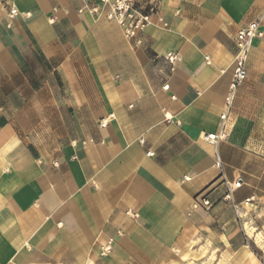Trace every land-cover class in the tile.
<instances>
[{
	"label": "crops",
	"instance_id": "obj_1",
	"mask_svg": "<svg viewBox=\"0 0 264 264\" xmlns=\"http://www.w3.org/2000/svg\"><path fill=\"white\" fill-rule=\"evenodd\" d=\"M109 9L0 0V264H261L233 203L264 198V35L221 117L264 0H160L139 46Z\"/></svg>",
	"mask_w": 264,
	"mask_h": 264
},
{
	"label": "built area",
	"instance_id": "obj_2",
	"mask_svg": "<svg viewBox=\"0 0 264 264\" xmlns=\"http://www.w3.org/2000/svg\"><path fill=\"white\" fill-rule=\"evenodd\" d=\"M159 2L160 0H100L103 6H108L109 12L107 18L111 21L116 22V24L121 28L125 38L132 41L136 46L141 45L142 39L141 34L149 28L154 21V18H158L160 22H163L161 16H159ZM94 14H99L101 11L99 8L91 9ZM19 12L16 8L10 10L9 16L11 19L17 17ZM26 16H30L29 13ZM166 25V24H165ZM264 32L261 28V21H253L248 26L244 27L237 34V53L234 59V73L233 79L229 88L228 96L225 102V112L221 119L224 122L227 118L228 112L230 111L236 94L243 84L248 75V58L252 50L253 44L256 39L263 37ZM165 59L172 65V70L174 71V66L177 61V56L169 53L165 56ZM169 86H164V90H168ZM107 122L104 120L102 126H106ZM221 139L220 135L209 134L206 136V140L213 145H216ZM144 143V140H141ZM148 155H153L148 153ZM241 187V182L237 181L234 186L228 184V192L225 195V200L233 202V192L234 190ZM253 199H247L245 205L251 203ZM202 203L205 206H209V201L202 199ZM234 204L238 218H240V212L238 205ZM198 204H196L197 206ZM241 207V206H240ZM111 245L103 247L102 254L106 255L111 251Z\"/></svg>",
	"mask_w": 264,
	"mask_h": 264
},
{
	"label": "rangeland",
	"instance_id": "obj_3",
	"mask_svg": "<svg viewBox=\"0 0 264 264\" xmlns=\"http://www.w3.org/2000/svg\"><path fill=\"white\" fill-rule=\"evenodd\" d=\"M252 204L240 212L239 229L256 258L264 264V198H255Z\"/></svg>",
	"mask_w": 264,
	"mask_h": 264
}]
</instances>
